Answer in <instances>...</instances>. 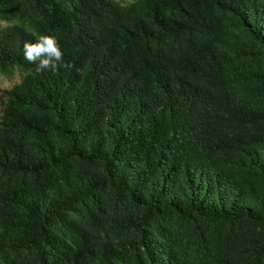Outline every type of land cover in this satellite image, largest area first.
I'll return each mask as SVG.
<instances>
[{"label":"trees","instance_id":"1","mask_svg":"<svg viewBox=\"0 0 264 264\" xmlns=\"http://www.w3.org/2000/svg\"><path fill=\"white\" fill-rule=\"evenodd\" d=\"M0 19V72H25L0 110V264H264V0H0ZM41 34L54 72L23 58ZM102 192L140 211L102 226ZM170 214L256 234L221 252L193 225L182 248Z\"/></svg>","mask_w":264,"mask_h":264},{"label":"rangeland","instance_id":"2","mask_svg":"<svg viewBox=\"0 0 264 264\" xmlns=\"http://www.w3.org/2000/svg\"><path fill=\"white\" fill-rule=\"evenodd\" d=\"M122 1L128 3L132 0ZM9 23L10 22L8 21L0 19V27L5 26ZM227 29L231 33L237 32L234 24L228 26ZM256 65L259 68L264 69V62H259ZM24 75V71H21L16 68L8 74L0 72V110L4 105L10 88H12L15 84H18ZM254 104L257 109L264 110V92L254 99ZM100 196L104 205V211L99 214V224L102 226L108 224L107 221L110 220V217L112 216L118 219L128 213H138L140 211L135 207L130 208L127 206V208H124L115 205L112 197L107 192L100 193ZM158 223L161 227H164L167 232H169L170 236L173 239L172 242L174 244L176 243L182 248L185 247V241L191 243L195 237L193 225L198 226V229L207 239L209 246L210 243H213L215 241L219 242L222 248V250H220L221 252L229 251L235 253L236 251H240L253 239L254 235L256 234L255 228L247 222H215L212 220L201 219L199 217H196L191 221H187L186 219L178 217L176 214H170L168 216H165V218L159 219ZM137 235L138 234L136 232L127 231L123 234L114 236L113 239H133L136 238ZM183 238L185 240H183Z\"/></svg>","mask_w":264,"mask_h":264},{"label":"clouds","instance_id":"3","mask_svg":"<svg viewBox=\"0 0 264 264\" xmlns=\"http://www.w3.org/2000/svg\"><path fill=\"white\" fill-rule=\"evenodd\" d=\"M23 58L35 65L36 73L55 71L63 63V51L53 35L41 34L34 41L23 42Z\"/></svg>","mask_w":264,"mask_h":264}]
</instances>
